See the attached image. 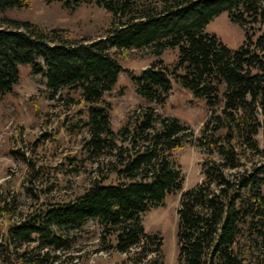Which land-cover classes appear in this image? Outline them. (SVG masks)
<instances>
[{"label": "trees", "instance_id": "16d2710c", "mask_svg": "<svg viewBox=\"0 0 264 264\" xmlns=\"http://www.w3.org/2000/svg\"><path fill=\"white\" fill-rule=\"evenodd\" d=\"M47 2L71 11L97 5L112 15L111 26L98 39L75 40L66 29L5 18L0 95L14 91L24 64L45 77L52 97L77 95L72 101L86 115L84 157L96 165L97 178L76 198L44 202L6 232L0 229L2 264H55L91 221L101 226L103 248L125 255L118 264H165L164 238L147 232L141 217L182 190L176 152L194 144L206 158L202 182L181 198L177 264H264V146L258 140L264 135V0ZM29 6L28 0H0L1 13ZM223 12L245 32L238 49L206 32ZM145 48L157 57L177 48L176 63L155 62L133 77L147 106L115 130L105 96L124 69L111 49ZM175 83L210 111L220 110L198 136L151 106L166 105ZM8 199L0 194V216L12 219L17 203Z\"/></svg>", "mask_w": 264, "mask_h": 264}, {"label": "rangeland", "instance_id": "374dc122", "mask_svg": "<svg viewBox=\"0 0 264 264\" xmlns=\"http://www.w3.org/2000/svg\"><path fill=\"white\" fill-rule=\"evenodd\" d=\"M29 7H16L0 12L4 19L30 22L42 29H66L75 40H93L106 35L112 15L97 5L83 4L76 10L66 9L61 3L47 0H28ZM206 32L215 34L231 49H238L246 41L244 30L230 21L223 12L207 26ZM257 34L253 40H256ZM124 71L114 89L105 96L110 109L112 126L118 130L130 112L147 106L141 99L133 81L134 76L162 61L173 67L178 49H168L157 57L151 48L125 50L111 49ZM52 97L43 75H35L30 64L20 66V80L12 93L0 95V194L16 199V215L0 216V229L6 232L11 222L19 221L22 214L41 207L44 202L68 201L82 194L97 178L96 165L86 160L83 144L87 132L82 128L86 115L74 99L77 95ZM158 113L176 117L196 136L210 117L220 110L210 111L203 99L175 83L166 105L151 104ZM261 147L264 135L258 136ZM19 151V154L13 152ZM184 176L181 191L169 196L165 202L142 215L146 231L159 233L164 238L165 264H177L179 224L178 210L184 192L202 182V163L206 154L197 144L176 152ZM28 188H31L29 194ZM9 200V199H8ZM9 200V201H10ZM101 226L91 221L83 227L73 249L62 254L55 264H118L125 255L106 250L101 241ZM264 261V255L259 257ZM0 264L2 261L0 259Z\"/></svg>", "mask_w": 264, "mask_h": 264}]
</instances>
